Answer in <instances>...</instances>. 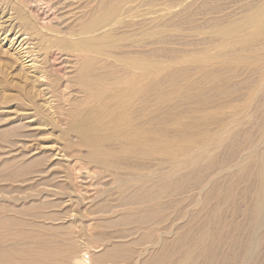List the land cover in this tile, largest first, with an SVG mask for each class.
Instances as JSON below:
<instances>
[{
    "label": "bare ground",
    "instance_id": "1",
    "mask_svg": "<svg viewBox=\"0 0 264 264\" xmlns=\"http://www.w3.org/2000/svg\"><path fill=\"white\" fill-rule=\"evenodd\" d=\"M136 1L0 0V93L5 99L18 91L21 101L6 102L29 105L38 123L58 131L52 144L36 147L42 131L29 130L31 119L11 122L9 135L0 130V264H264V121L256 122L263 123L259 139L241 132L243 151L238 135L228 138L230 128L199 144L188 136L177 144L147 127L140 97L158 61L127 51L116 28ZM262 5L242 25L219 32L240 34L261 23ZM238 113L233 121L240 125ZM226 140L242 152H229L223 182L209 181L211 188L198 193L181 189L188 195L173 200V172L200 163ZM129 155L136 164L122 162ZM95 189L102 196L93 203ZM174 211L186 213L175 232ZM240 213L243 221L235 219ZM119 223L123 228L114 229Z\"/></svg>",
    "mask_w": 264,
    "mask_h": 264
},
{
    "label": "rangeland",
    "instance_id": "2",
    "mask_svg": "<svg viewBox=\"0 0 264 264\" xmlns=\"http://www.w3.org/2000/svg\"><path fill=\"white\" fill-rule=\"evenodd\" d=\"M262 4H264V0H137L134 3L137 10L134 8L127 16L125 22L131 25L120 23L116 24V28H118L117 36L120 41L119 43H121V46L127 48V51L140 50L139 52L142 51L146 57L151 56L150 58L158 61V74L154 78L150 77L148 78L149 80H145L143 83V93L141 94L142 98L140 97V103L142 102L141 104H143L141 105L143 111L146 109L144 111L145 113L142 111V114L146 116H143V121L145 120L146 123H144L147 127H156V132L160 130L157 132L160 134L159 137L166 140H171L172 137L173 143L177 144L186 139H193V141L195 140L199 144L204 142L208 138L207 136L210 137L220 132V129L223 131L230 128L229 133H227L228 138L234 137L235 139L236 135H238L235 140L239 142V146L241 145L242 151L247 146L245 144H248L242 139V134L245 133L243 131H247L248 133L249 131L251 133L253 132L252 135L249 133L250 137H254L255 139L258 137L259 139V132L261 135V127L264 123V105H262L264 104V16L261 23L247 27L240 34L222 35L219 32V27L224 29L229 28V26L242 25L248 16L253 15L256 10H259L263 6ZM262 24L263 26L260 27ZM253 30H256V33ZM138 40L140 41L138 42ZM126 44L128 47H126ZM1 47L6 48L7 45L3 44ZM252 62L253 64H251ZM9 80H11L10 77ZM3 93H6V91ZM8 94L9 97L4 99L2 97L3 94L0 93V100L4 101L2 104L0 102V130L9 135L12 132L9 129L6 130V128L11 126V122H15L21 118V122L24 123L31 119L33 121V127L31 126L29 130L31 132L34 130L33 133H41L42 131L39 136L42 137L35 140L33 144L37 145L39 142H47L49 145L52 144L57 139L58 131L54 129L52 131L48 125L38 123L40 122L38 121L40 114L38 116L35 110L31 109L29 105H17L13 101L6 102L8 98L21 99V96H18L20 95L18 91L12 89ZM259 103L261 104L258 105ZM15 104L22 108L19 112H15ZM256 105L260 107L258 108ZM238 112H240L241 117L244 116L243 122L240 125H237L233 121L235 114H239ZM22 114H27L31 117L25 120L22 119ZM19 120L17 122H20ZM258 120H261L263 123H258L260 124L258 125L256 123ZM150 122L152 124H149ZM255 123L256 125H254ZM235 124L237 127H234ZM250 126L252 129H250ZM154 128L151 127V129ZM165 133L167 138L170 137L169 139L165 137ZM183 136H188V138L185 137L186 139H184ZM180 138H182V141ZM254 138L252 140H255ZM220 145H222V148L221 146L220 148L217 147L218 149L214 147L215 149L213 148L214 150H211L212 153L202 159L200 163L196 164L197 166L192 165V167L190 165V167L186 166L188 169L185 167L186 170L183 167L180 171L178 170L179 172H173V178L176 179V184L179 185L178 187L175 186L174 181L173 193L175 190L176 195L173 194V200L180 199L181 201L182 196L188 195L191 192L198 193L201 187H205V190L207 188L209 189L210 186L217 182L218 178L220 180L222 179L221 182L218 180V183L223 182L229 172V162L242 151L238 152L241 150L240 147H238V150L234 147L232 148L227 140ZM227 146L228 149H225ZM116 148L118 151V147ZM231 149L232 151L234 149L235 152H232ZM229 152L233 153L234 157L229 155L231 154ZM126 154L119 153L118 156L121 155L122 157L125 155L126 157ZM130 155L127 158H121L126 166H129L131 163L136 164L134 161L130 162L131 159L129 160V158H133ZM159 156L163 157V154H158L157 157ZM118 158L120 159V157ZM144 158L142 160L145 164H149V161L152 162L150 156H147L148 159L146 156ZM127 159L129 161L125 162ZM142 160H139L141 163L138 161L137 165H145ZM223 161H226V163L224 164ZM226 164L228 165L227 168H225ZM208 167L212 170L205 172ZM190 173L191 175L194 174L195 177L193 175L191 176ZM202 175L205 176V179L202 178ZM199 176H201L200 179ZM202 179L208 182L211 181L213 184L209 182L206 186L208 182L204 184ZM192 180L194 182L196 180L197 182L202 181L199 186L198 184H194ZM197 186L199 189H197ZM176 188L179 191L178 195ZM184 188L186 189V193H190L185 194L183 191ZM90 191H92L89 193L90 197L92 196L90 199H93V203L95 201L98 202L102 196V192L96 189ZM180 193H182V196ZM179 207L177 209L173 208V210L179 212L185 208V204L183 203ZM175 211L173 212L174 232L180 229L183 223L186 222V213H183V216H181ZM237 216L235 217L236 220H244L243 214L241 215L240 213ZM122 226L119 223L114 229L117 228L118 230V228H123Z\"/></svg>",
    "mask_w": 264,
    "mask_h": 264
}]
</instances>
